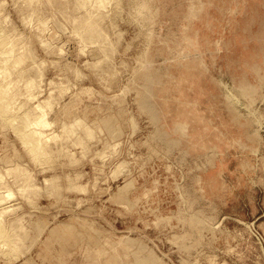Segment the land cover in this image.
<instances>
[{
  "label": "rangeland",
  "instance_id": "374dc122",
  "mask_svg": "<svg viewBox=\"0 0 264 264\" xmlns=\"http://www.w3.org/2000/svg\"><path fill=\"white\" fill-rule=\"evenodd\" d=\"M76 1L0 0V70L13 69L11 75L0 72V264H264L259 178L252 193H234L231 209L218 208L212 160L203 165L194 155L203 145L191 137L173 144L166 137L175 119L204 120L195 100L208 75L244 72L242 64H215L212 57L207 62L195 49L198 31L211 29L215 8L244 7L245 0H112L101 9L111 45L80 38L93 5L84 10ZM56 46H62L61 55ZM24 55L31 63H21ZM97 60L102 62L96 66ZM32 69L45 76L37 99L30 100L21 84L6 89L23 71L34 74ZM53 80L63 83L52 87ZM59 84L71 88H63L66 93ZM47 90L56 100L47 109L51 125L40 128L30 124V115L50 95ZM151 105L156 118L148 113ZM63 122L72 129L80 123L84 143L74 131L60 142L55 135L68 130ZM78 128L74 133L85 136ZM260 129L264 137V121ZM33 130L54 139L37 140ZM258 161L264 176V146ZM19 219L21 234L13 228ZM11 228L23 236L19 241Z\"/></svg>",
  "mask_w": 264,
  "mask_h": 264
},
{
  "label": "crops",
  "instance_id": "0c3cea01",
  "mask_svg": "<svg viewBox=\"0 0 264 264\" xmlns=\"http://www.w3.org/2000/svg\"><path fill=\"white\" fill-rule=\"evenodd\" d=\"M215 11L208 24L211 29L198 31L200 40L195 50L207 62L212 57L211 63L215 64H242L244 72L208 75L203 88L197 85L204 90V95L200 89L195 100L198 115L204 120L194 123L188 117L175 119L166 137L173 144L181 145L186 142L185 138L191 137V143L203 145L194 155L203 165L206 160H212L214 204L231 209L234 193H252L258 178L264 194V176L258 161L264 146L260 129L264 121V0H245L244 7L230 6L222 12L215 8ZM219 17H224L226 23ZM148 113L156 118V106L151 105ZM205 113L211 117L205 119Z\"/></svg>",
  "mask_w": 264,
  "mask_h": 264
},
{
  "label": "bare ground",
  "instance_id": "6f19581e",
  "mask_svg": "<svg viewBox=\"0 0 264 264\" xmlns=\"http://www.w3.org/2000/svg\"><path fill=\"white\" fill-rule=\"evenodd\" d=\"M75 1H76V0H75ZM90 1H91V2H90ZM110 1L112 2V0H82V1H81L82 3L80 2V0H79V1H76V2H78V4H79V2H80V5H79V6L81 7V5H82V8L85 7V6H87V5H89L90 3H92V5H93V7H92V5H91V6H90V5L88 6V8H89V7H90V8L92 7V11H91V9H90L91 12H87V11H85V13L87 12V13L85 14V16L87 17V14H88L89 16L87 17L88 20H87V21H84L85 24H83V25H84V26H82L83 28L80 27L81 30H79V28H77V29L79 30V33H81V37H80L79 33H76V35L78 34L80 38H84V37H85V40L87 39L88 41L93 42V43L105 42V43H109V44H110V42H107V38H108V40H109L108 33L105 31L106 29L103 28V26H102V24H101V23H102V22H101V21H102L101 15L103 14V11H102L101 9H102V8L105 9L106 7H108L109 5H111V4H109ZM78 4H76V6H77ZM97 5H99V7L101 6V7H100V10H101L102 12H101V11L99 12V10H98L99 7H98ZM94 6H95V8H94ZM96 6H97L98 8H96ZM77 8H79V7L77 6ZM108 8H109V7H108ZM79 9H80V8H79ZM83 9H84V8H83ZM85 9H87V7H85ZM85 9H84V10H85ZM94 9H95V10H98V11H94V12H93ZM87 10H89V9H87ZM30 13H31V12H30ZM32 13H33V12H32ZM32 13H31V14H32ZM31 14L28 15V16L33 17L34 14H33L32 16H31ZM30 17H29V19H31ZM21 18H22V19H21L22 22H24L25 25H27V24H26V21H27V20H25V19H27L28 17L25 18V16H24V20H23V16H22ZM41 18H42V17H41ZM46 19L48 20V18H46ZM46 19L44 18V21H47ZM84 19H86V18L84 17ZM40 20H41V21H40ZM42 20H43V19H39V21H40L41 23L43 22ZM33 22H34V21H33ZM82 22H83V20H82ZM24 23H23V24H24ZM36 23L38 24V22H36ZM44 23H46V22H44ZM77 24H78V23H77ZM79 25L81 26V24H78V26H76V27H79ZM104 29H105V30H104ZM75 30H76V28H75ZM78 30H76V32H78ZM104 33H107V37L105 36L106 34H104ZM16 34H17V36L19 35V33H17V32H16ZM83 34H84L85 36H84ZM13 35H14L13 37H15V34H13ZM22 35H23V34H22ZM82 35H83V37H82ZM9 36H10V34H9ZM19 36H20V35H19ZM13 37H12V38H13ZM21 37H22V36H21ZM21 37H18V39L21 38ZM24 37H25V36H24ZM12 38L9 37L10 40H8V41L11 42V39H12ZM103 38H105V39H103ZM14 39L17 40L16 37H15ZM14 39H13V40H14ZM23 39H24V38L19 39V40H17V41L20 42V40H21V41H22L21 43L24 42V44H25V41H24ZM16 40H14V41H16ZM42 40H43V39H42ZM83 40H84V39H83ZM83 40H82V41H83ZM85 40H84V41H85ZM104 40H106V41H104ZM47 41H48V40H47ZM47 41H44V42H46L45 45H48V44H47V43H48ZM109 41H110V40H109ZM18 42H17V45L19 44ZM86 42H87V41H86ZM111 43H112V42H111ZM15 44H16V42H15ZM13 45H14V42L12 43V47H13ZM22 45H23V44H20L21 47H22ZM29 45H30V43H29ZM41 45H43V43H42ZM49 45H50V44H49ZM110 45H111V44H110ZM15 46H16V45H15ZM15 46H14V48H13L14 50H15ZM18 46H19V45H18ZM20 46L17 47V48H20ZM26 46H28V45H26ZM26 46H24V47L26 48ZM31 46H32V45H31ZM24 47H22V48L25 49ZM45 47H46V46H45ZM54 47H55V46H54ZM56 47H57L56 49H58L59 46H56ZM17 48H16V52H17ZM30 48H31V47H30ZM30 48H29V49H30ZM46 48H50V49H51V47H49V46L46 47ZM59 48H60V49H58V51L60 50L61 53H59V54L61 55V54L64 52V50L62 49V51H61L62 46H60ZM23 49L20 48V50H23ZM32 49H33V50H32L31 53L33 54V53L36 52V51H34V49H35L34 47H32ZM52 49H53V48H52ZM11 50H12V49H11ZM11 50H10V52H13V51H14V50H12V51H11ZM25 50H26V49H25ZM27 50H28V49H27ZM48 50H49V49H47L46 51L48 52ZM107 50H108V49H107ZM28 51H29V50H28ZM30 51H31V50H30ZM30 51H29V52H30ZM33 51H34V52H33ZM19 52H20V51H19V49H18V53H19ZM21 52H22V51H21ZM24 52H25V51H23L22 54H23ZM50 52H52V51L50 50ZM55 52H56V51H55ZM55 52H54V53H55ZM31 53H29V54L26 53V54L29 55V57H30V56H31V55H30ZM37 54H38V52H37ZM56 54H57V53H56ZM106 54L109 55L107 52H106ZM27 55H26V56H27ZM57 55H58V54H57ZM18 56H21V54H19ZM26 56L24 55V58H25ZM32 56H33V55H32ZM32 56H31V57H32ZM29 57H28V59H29ZM105 57H107V58L109 59L108 56H104L103 59H104ZM34 58H35V54H34ZM37 58H39V57H36V58H35V61H36ZM21 59H22V58H21ZM25 59H26V60H25ZM25 59H22L23 61H21V63H24V62H26V61H28V62L31 61V60H30V61L27 60V57H26ZM30 59H31V58H30ZM101 59H102V58H101ZM103 59H102V60H103ZM105 59H106V58H105ZM17 60H18V59H17ZM19 60H20V59H19ZM24 60H25V61H24ZM33 60H34V59H32V62H33ZM3 61H4V60H3ZM43 61H44V60H43ZM98 61H99V60H97V63H98V64H96V63L94 62V64H95L96 66H97V65H100L101 62H102V61H101V62H98ZM104 61H105V60H104ZM104 61H103V62H104ZM28 62H27V64H29ZM41 62H42V61H41ZM41 62H39V64H37V66H36V67L39 68L38 70H40V69L42 68L41 66H43V65L46 66V64H45L46 62H45V61H44L45 63L42 62L43 64H42ZM17 63H18V62H17ZM19 63H20V61H19ZM30 63H31V62H30ZM54 63H55V62L52 63V64H53L52 66H54ZM92 63H93V62H92ZM24 64H25V63H24ZM41 64H42V65H41ZM60 64H62V63H59V65H60ZM65 64H66V63H65ZM65 64H64V67L67 66V68H68V66H69L70 64H72V63H71V62H70V63L68 62L69 65H65ZM4 65H6V64H4ZM20 65H21V64H20ZM20 65H19V66H20ZM25 65H26V64H25ZM40 65H41V66H40ZM56 65H58V64L56 63ZM7 66H8V65H7ZM33 66L35 67V64L32 65V67H33ZM39 66H40L41 68H40ZM73 66H75V65H73ZM2 67H3V65L1 66L0 69L4 70ZM54 67H56V66H54ZM58 67H60V66H58ZM58 67H56V69H57ZM61 67H62V65H61ZM64 67H63V68H64ZM29 68H31V67H29ZM29 68H28V69H29ZM45 68H46V67H45ZM5 69H6V68H5ZM28 69H26V70H28ZM34 69H35V68H34ZM34 69H32V70H34ZM42 69H44V68H42ZM54 69H55V68H54ZM58 69H59V68H58ZM70 69H71V68L68 69L69 72H70ZM2 70H0V72H2ZM9 70H13V69H9ZM9 70H8V68H7V70H6L5 72H2V74H5V75H6V72H8L7 74L11 75V74L9 73ZM29 70H30V69H29ZM29 70H28V71H29ZM35 70H36V69H35ZM35 70L33 71L34 74H33V73H28V71H27V73H26V71H25V72L23 71V73H21L22 76L24 77L25 74H29L28 78H27V75H25V76H26L25 78H27V79H25V78L22 79L23 77L20 78V77L17 76L19 80L16 79V78H15V80H13V79H14V78H13V79H12L13 81L7 82V83H6V84L8 85L7 87H6V84H5L6 89L9 91L10 88H12L13 86L15 87L16 85L21 84V85H24L23 87L26 88V89L29 91V92H28L26 89L24 90L23 87H22V88H21V91H22V89H23V92H22V93L26 94V93L28 92L30 97H28V96H27V97L30 98V100H31V99H34V98L37 99L40 95H42V94L44 93V92L42 93L43 88L41 87V84H43V83H41L40 81H41L42 79L45 78L44 74H43L44 77L42 76V74H40V76H38V74H39V72H40V73L45 72L46 69H44L43 71L40 70L39 72H38V70H36V72H37L38 74L35 72ZM59 70H60V69H59ZM64 70H66V69L64 68ZM64 70H62V71L64 72ZM71 70H76V71H75L76 73H77V71L79 72L78 68L76 69V67H75L74 69H71ZM30 71H31V70H30ZM30 71H29V72H30ZM60 71H61V70H60ZM60 71H59V73H60ZM62 71H61V72H62ZM80 71H81V70H80ZM11 72H12V71H11ZM24 73H25V74H24ZM80 73H82V72H80ZM13 74H14V71H13ZM21 74H20V76H21ZM23 74H24V75H23ZM30 74H31V75H30ZM0 75H1V74H0ZM9 75H7V76H9ZM17 75H19V74H17ZM36 75H37V76H36ZM76 75H77V74H76ZM78 76H79V75H78ZM80 76H81V74H80ZM41 77H42V79H41ZM56 77H58V75H57ZM61 77H62V76H61ZM61 77H59L58 79H60ZM65 78H66V77H65ZM21 79H22L23 81L25 80V82L22 83L23 81H22ZM44 81H45V80H44ZM44 81H42V82H44ZM51 82H52V81L49 80L48 83H51ZM8 83H9V84H8ZM58 83H63V82H62V81H61V82L59 81ZM58 83H57V82H54V80H53V84H51V85H52V87H54V86L56 87L57 85H55V84H58ZM68 83H69V80H68ZM68 83H67V84H68ZM44 84H45V83H44ZM59 85H60V84H59ZM61 85H62V84H61ZM61 85H60V86H61ZM14 87H13V88H14ZM65 87H67V86H65ZM65 87L61 86L60 88L63 89V88H65ZM69 87H70V86L67 87L66 91L69 89ZM8 88H9V89H8ZM13 88H12V89H13ZM57 88H58V87H57ZM57 88H55V89H57ZM70 88H71V87H70ZM47 89H48V88H47ZM55 89H52V90H53L52 93H54V90H55ZM69 90H70V89H69ZM24 91H26V92H24ZM47 91H48V90H47ZM49 91H51V89H50ZM49 91L47 92V94H48V93H49V94L51 93V92H49ZM60 91H61V90H60ZM63 91L66 92L64 89H63ZM64 92H62V93H64ZM228 92H229V91H228ZM28 93H27L26 95H28ZM62 93H61V94H62ZM66 93H67V92H66ZM47 94H46V95H47ZM49 94H48V95H49ZM59 94H60V93H59ZM26 95H25V96H26ZM59 96H62V95H59ZM63 96H64V94H63ZM63 96H62V99H63ZM27 97H26V98H27ZM36 97H37V98H36ZM55 98H56V97H54L52 94H50L49 96H47V97L44 98L43 100H40L38 103L36 102L37 104L35 105L34 112H33V114H32V112H31L32 115H30V117L33 116V118H32V122L30 121V122H31L30 124H32V125L34 124V125H36V127L38 126V127H40V128H41V127H42V128H45V126H46V127H49V125H51V124H49V120H48V118H47V115H49V113H50V112H49V113L47 112V109H48V111H50L49 109H52V108H53V105H52V104L55 103V102H53V100H54ZM59 98H61V97H59ZM35 99H34V100H35ZM62 99H61V100H62ZM55 100H56V99H55ZM55 100H54V101H55ZM57 100H59V99H57ZM27 101H29V99H28ZM32 102H33V101H32ZM56 102H58V101H56ZM59 103H60V100H59ZM59 103H58V104H59ZM48 107H49V108H48ZM32 110H33V109H32ZM51 111H52V110H51ZM47 113H48V114H47ZM75 121H76V120H75ZM81 122H82V121H81ZM48 124H49V125H48ZM63 124H64V125H63ZM63 124H62V125H63V128H67V129H68V130L65 129V130H67V131H66L67 133H65V131H63V129H62V131L64 132L63 135H64V134L66 135V136L63 137L62 134H61V136L64 138V140L62 139L61 136L59 137L58 134L55 135V137L60 138V140H59L60 142H61V140H62V142L68 140V138H69L70 136L68 137L67 134L70 133V132H73V131L75 132V131L77 130L76 128H78V127L80 128V125L78 126V124H80V123H78V124L75 125V126H77L76 128H75V126H74V128H75L76 130H75V129H72L70 125H69L70 128H68V125H67V124L65 125L64 122H63ZM34 125H33V126H34ZM73 125H74V124H73ZM83 125H84V124H83ZM85 126H86V124H85ZM85 126H84V127H85ZM72 127H73V126H72ZM79 128H78V129H79ZM81 128H82V126H81ZM81 128H80V129H81ZM70 129H71V130H70ZM85 129H86V128H85ZM87 129H88V128H87ZM87 129H86V131H87ZM34 130H36V129H34ZM34 130H33V136H32V137H35V139H36V138H39V139H37V140H41V139H42L41 136H42V137L44 136V137L47 139V141H48V138L50 137V135H48L49 133L46 134V136H45L44 133H43V131H39V130H40V129H39V130H37V131H38V134H37V135H39L40 137H39V136L36 137L37 135H36L35 132H37V131H34ZM81 130H82V133H83V132L85 133V130L83 131V128H82ZM77 131H79V130H77ZM77 131H76V132H77ZM74 132H73L72 134H75V136L78 137V138L76 137V138H77L76 141L79 142L78 139H80V142H82V141L84 140L83 138H84V137L86 138V133H85V134L83 133V134L85 135V136H83V137H81V135H79V133H78V135L80 136V138H79V136L76 135L77 133H74ZM34 133H35V134H34ZM42 133H43V135H42ZM50 134L53 135V133H50ZM70 134H71V133H70ZM35 135H36V136H35ZM47 135H48L49 137H48ZM52 135H51V137H52ZM73 136H74V135H73ZM73 136H72V138H73ZM75 136H74V137H75ZM65 137H67V139H65ZM40 138H41V139H40ZM81 138H82V140H81ZM43 139H44V138H43ZM43 139H42L41 141H46V140H43ZM52 139H54V136H53ZM52 139L49 138V141L52 140ZM37 140H36V142H38V143L41 142V141H37ZM55 140H56V138H55ZM47 141H46V142H47ZM53 141H54V140H53ZM53 141H52V142H53ZM56 141H57V140H56ZM59 141H57V142H59ZM57 142H56V143H57ZM80 142H79V143H80ZM54 143H55V142H54ZM82 143H84V142H82ZM80 144H81V143H80ZM83 145H84V144H83ZM103 151H104V150H103ZM71 155H72V154H71ZM18 166L20 167V165H16V166H14V167H15V168H18ZM21 166H22V165H21ZM14 167H13V169H14ZM21 168H22V171L24 172V171H25V166H24V168H23V167H20L19 170H21ZM10 169H12V168L10 167ZM120 169H122V167H119L118 170L120 171ZM15 170H16V169H15ZM19 170L17 169L18 172H19ZM22 171H20V172H22ZM23 172H22V173H23ZM23 176H24V175H23ZM77 176H78V175H77ZM57 177H58V176H57ZM22 178H23V177H22ZM22 178H21V179H22ZM50 178H52V177L50 176ZM54 178H56V177H54ZM54 178H53V179H54ZM77 178H78V177H77ZM25 179H27V178L25 177ZM46 179L48 180V178H46ZM53 179H51V180H53ZM59 179H60V177H59ZM51 180H49V181H51ZM57 180H58V178L53 180L54 183L56 182V183H55V186H59V184L57 185V182H58ZM28 181H29V180H27V181H24V180H23V182H26V183H27ZM26 183H25V184H26ZM73 184H74V183H73ZM73 184H72V185H73ZM79 185L81 186L82 184H79ZM74 186H75V184L73 185V187H74ZM10 195H11V194H10ZM21 217H22V216H21ZM23 217H24V216H23ZM19 218H20V216H19ZM22 219H24V218H22ZM16 220H18V218H17ZM19 220H20V221H18V222L16 221V223H14V224H16V226H13V228L15 227V228L17 229L16 233H17L18 231H20L19 234H21V232L25 230V227H24V229H22L24 225H23V223H21L22 220H21V219H19ZM24 222H25V221H24ZM17 223H20V225H19L18 227H17V225H18ZM22 225H23V226H22ZM13 228H11V230H12ZM20 228H21L22 230H21ZM16 229H13L14 232H15ZM18 229H20V230H18ZM27 229H28V228H26V230H27ZM13 230H12V232H13ZM14 232H13V234H15ZM24 232H25V231H24ZM24 232H23L22 235H27V234H28V231H26V233H24ZM11 234H12V233H11ZM19 234H18V235H19ZM16 235H17V234H15V235H13V236H14V238L18 239V241L23 237V236H21V238H20V236H19V237H18V236L16 237ZM11 236H12V235H11ZM24 237H25V236H24ZM13 240H14V239H13ZM15 241H17V240H15Z\"/></svg>",
  "mask_w": 264,
  "mask_h": 264
}]
</instances>
